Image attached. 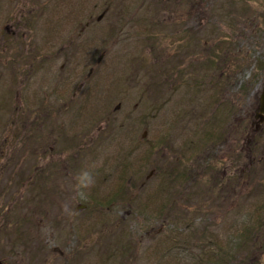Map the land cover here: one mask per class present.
<instances>
[{"label": "rangeland", "instance_id": "obj_1", "mask_svg": "<svg viewBox=\"0 0 264 264\" xmlns=\"http://www.w3.org/2000/svg\"><path fill=\"white\" fill-rule=\"evenodd\" d=\"M59 5L32 47L71 87L0 71V264H264V0Z\"/></svg>", "mask_w": 264, "mask_h": 264}, {"label": "flooded vegetation", "instance_id": "obj_2", "mask_svg": "<svg viewBox=\"0 0 264 264\" xmlns=\"http://www.w3.org/2000/svg\"><path fill=\"white\" fill-rule=\"evenodd\" d=\"M62 1V0H61ZM127 0H125L126 2ZM137 1V0H136ZM139 1V0H138ZM84 6V5H82ZM126 7L124 10L127 11L129 9H133L135 7L130 6L128 3L124 4ZM143 4L140 2L136 5L135 10L139 11L142 8ZM55 7L56 10L59 11V0H0V41L5 40L8 43V52L6 56L0 52V71L1 70H8V84L9 87H12L14 90L13 97L11 98V105L15 103V90L19 87V90L25 89L27 93H25L26 99L22 102V105L25 107H29L34 105L33 107L41 106L42 108L45 107L44 104L38 103L35 99V94L32 93L31 87H49L47 85H42V82H45L47 78V74L51 69L54 71L56 78H57V85L56 87H71L69 84H65L63 82L59 83V74L62 76L66 70H69L70 67H66L62 64L59 66V55L62 56L61 53L56 55V59L58 62L55 64L54 68H51V62H48L49 57L47 56L46 52H35L32 47L33 43L35 42L36 35L33 34V24L38 25L41 36V39L46 38L44 28L41 27L43 22L39 21L43 18L44 13L38 15V12L47 11L49 8ZM91 7V5H89ZM110 9V8H109ZM14 12H17L14 13ZM36 32V31H35ZM7 36V40L6 37ZM80 50V49H79ZM78 51V50H77ZM76 51V53H77ZM75 53V54H76ZM84 57V53L80 52ZM71 53H69L70 55ZM74 54V52H72ZM79 55V53H78ZM75 58H79L74 56ZM86 60V59H84ZM88 60V59H87ZM74 62V59L71 60L69 66H71ZM85 62V61H83ZM77 63V62H76ZM77 75V74H76ZM89 74L87 75V80H89ZM62 81V79H61ZM85 82L78 87H85ZM22 93H20L21 96ZM37 103V104H36ZM59 104V101L56 102ZM59 107V105H57ZM255 118V117H254ZM258 121L255 118V121L252 122L253 132L256 136V133L261 132L262 128H264V121L261 124H257ZM235 129V143L238 145L239 141V124L238 122L236 125L233 126ZM248 134V133H247ZM253 143L252 138H248L246 141L247 146H250ZM3 153L4 150L0 149ZM51 150V149H50ZM238 150V148H237ZM236 150V151H237ZM234 152L232 154V164L226 166V164H222L218 161V165L224 168L222 169V176H220L218 182H214L215 185H220L224 183L223 179L228 175L227 168H234L235 172H239L240 164H238V155L239 152ZM244 153L246 159L250 163L252 161V147L247 149L244 148ZM219 160V159H218ZM248 174L251 175L253 168L252 163L247 167ZM235 172L232 173L233 175ZM234 176V175H233ZM232 180V179H231ZM31 181L28 179L26 182ZM231 182V181H229ZM221 186V185H220ZM59 190V186H58ZM226 197V192L224 193ZM59 199V197H58ZM176 200H172L171 204L175 203ZM59 205V202L57 203ZM174 205H170L173 207Z\"/></svg>", "mask_w": 264, "mask_h": 264}, {"label": "water", "instance_id": "obj_3", "mask_svg": "<svg viewBox=\"0 0 264 264\" xmlns=\"http://www.w3.org/2000/svg\"><path fill=\"white\" fill-rule=\"evenodd\" d=\"M256 118L258 119L257 124H261L264 121V87L259 97V106H258V112L256 114Z\"/></svg>", "mask_w": 264, "mask_h": 264}, {"label": "clouds", "instance_id": "obj_4", "mask_svg": "<svg viewBox=\"0 0 264 264\" xmlns=\"http://www.w3.org/2000/svg\"><path fill=\"white\" fill-rule=\"evenodd\" d=\"M85 175H87V174H85Z\"/></svg>", "mask_w": 264, "mask_h": 264}]
</instances>
